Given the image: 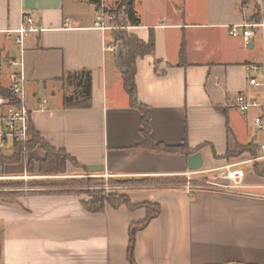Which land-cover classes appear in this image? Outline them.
Segmentation results:
<instances>
[{"label":"crops","instance_id":"0c3cea01","mask_svg":"<svg viewBox=\"0 0 264 264\" xmlns=\"http://www.w3.org/2000/svg\"><path fill=\"white\" fill-rule=\"evenodd\" d=\"M99 1L98 6L94 0H0L1 88L7 90L16 70L9 63L21 61L30 124L49 146L77 162L72 173L100 166L97 174L136 184L122 193L131 203L159 208L136 234V264H264V178L254 165L259 162L248 163L249 153L225 157L264 141L254 126L262 110L241 114L233 104L239 95L264 104V90L248 85L252 74L246 70L263 61L264 42L259 34L245 46L229 35L233 25L261 21L264 0H250L246 13L240 10L242 0L132 1L140 23L125 30L143 43L151 33L154 38L153 53L135 60L134 73L153 143L186 147L188 156L200 153V171L242 163L241 189L189 193L178 182L190 171L187 155L139 149L141 113L124 91L112 30L94 27L98 11L116 9L121 0ZM23 15L34 19L38 31L19 45L14 32ZM108 25L113 26L104 21ZM83 70L91 77L90 106L63 107L61 77ZM13 147L0 154L12 157ZM45 157L40 146L23 152L17 165L0 166V181L39 178L36 162ZM28 161L35 163L31 176ZM66 165L60 161V172ZM198 178L218 182L219 173ZM25 186L31 191L0 188L5 190L0 193V264H129V227L144 221L145 209L106 207L92 214L73 191L37 182Z\"/></svg>","mask_w":264,"mask_h":264},{"label":"trees","instance_id":"16d2710c","mask_svg":"<svg viewBox=\"0 0 264 264\" xmlns=\"http://www.w3.org/2000/svg\"><path fill=\"white\" fill-rule=\"evenodd\" d=\"M131 1V3H130ZM133 0H121L120 4L116 7V9L109 10L108 12H103L111 15L112 20L111 23L115 27L112 29L111 36L113 39V44L116 47L117 44L121 46L120 53V61H122L123 67L125 69V74H123V88L124 91L127 92L129 97V102L132 107H136L141 113V122H142V137H144L142 145L139 147L140 150L144 149L151 152H163L168 155L173 154H185L189 155V151H187L186 147H173L166 148L162 145H155L149 136L150 133V122H149V114L145 106L139 105L137 101V91H135V60L144 55H151L154 50V38L151 33L149 36V40L147 43H143L140 40L138 41L135 37L128 34L125 27L127 25L130 26H138L140 21L138 20L136 14L132 8ZM94 2L99 6L100 1L94 0ZM250 0H242L241 6L248 4ZM126 16L125 22H120L119 19L121 16ZM256 23L260 22V20L254 21ZM62 83V88L66 95L63 99V107L65 108H88L90 106L91 101V77L88 71H78V72H67L64 73L60 79ZM0 95H4L9 97V92L6 89L1 88L0 86ZM29 141L25 144H15L13 147V155L10 158L2 156L0 154V166H4L7 164H18L21 159V154L23 152H28L34 150L35 147L40 146L44 151L46 157L42 161H38L40 174L50 176L51 174L60 173L59 165L60 161L64 160L68 161L72 166L78 167L77 162L70 157L69 155L64 154L62 151H57L51 146H49L42 138L39 136L38 132L33 128L31 124H29ZM234 153H227L225 155L226 158H234L243 153L251 154V157H256L258 155L257 147L249 144L246 147H237ZM34 161H31L27 165L26 171L30 174L33 172ZM255 172L264 178V166L263 162H259L254 164ZM85 172L90 174L85 167H83ZM91 182L93 179H89ZM99 181L102 182L101 179ZM117 184L119 181H115ZM178 182H184L178 181ZM89 201L83 202V207L86 211L92 214H97L98 212H103L106 207L111 209L118 208L120 206H124L127 209L135 210V209H145L146 218L143 222L138 224H133L129 227V236H128V251H127V261L129 264H136L134 260V248H135V237L136 234L143 230L144 227L154 218H156L159 214V208L156 205L150 203L144 204H133L130 199H128L125 195H119L116 193L110 194L104 191H97L88 194Z\"/></svg>","mask_w":264,"mask_h":264},{"label":"built area","instance_id":"2783aa9c","mask_svg":"<svg viewBox=\"0 0 264 264\" xmlns=\"http://www.w3.org/2000/svg\"><path fill=\"white\" fill-rule=\"evenodd\" d=\"M248 4L240 6V10L246 13L248 9ZM98 17L94 24V27L100 31H105L108 29H114L112 25L104 26V21H111L112 17L109 14L104 13L101 9L98 11ZM22 25L20 28L16 29L14 33L19 36L17 38V43L22 45L23 39L31 34V32H37L38 29L35 27V22L32 17L22 16ZM260 34L264 42V17L260 22H246L242 25H233L230 28L229 35L235 38H239L245 46L251 43V41ZM116 47H112L115 50ZM10 67L16 69L10 76V84L7 88L9 92V97L0 95V151H4L9 146L15 144H25L29 141V124H30V111L25 105V85L26 79L23 75V67L21 61H11L9 63ZM246 70L252 75L248 79V85L252 88H260L264 90V54L263 61L261 63L253 62L249 64ZM0 67V75H1ZM257 74H261V79L258 80ZM235 109L241 113L246 114L249 110L253 108L261 109L262 113L254 117L255 129L260 133L264 134V104L258 103L256 100H247L243 95L236 97L234 101ZM258 155L256 157H251L250 162H263L264 163V141L257 146ZM242 163L227 164L219 169L214 170H204V171H189L183 174L184 183L181 188L186 193H189L195 189H225V190H235L241 189L243 187L244 172L242 169L238 168ZM218 172L219 181H209L207 179H201L198 177ZM87 178L97 179L101 178L104 180L109 179V176L104 174H87ZM106 193L112 192H127L126 188L120 186H104ZM129 190V189H128ZM2 191V190H1ZM5 192V190H3Z\"/></svg>","mask_w":264,"mask_h":264},{"label":"rangeland","instance_id":"374dc122","mask_svg":"<svg viewBox=\"0 0 264 264\" xmlns=\"http://www.w3.org/2000/svg\"><path fill=\"white\" fill-rule=\"evenodd\" d=\"M29 163L30 161L27 162V165ZM68 167L69 169L67 170ZM70 167H72V165L68 162V165H66V169H65L66 171L60 172L58 174H51L50 176L42 175L40 174V171H39V174L37 175L39 178H35V180L26 178L25 180H23L24 182H20V184L22 183V185L18 183H14L15 181H6V180L0 181V188H4L5 186L10 187V188H19L22 186V190L27 192L31 190L27 189L28 187H26L25 185L31 186L33 185V183L37 182V183L44 184V186H46L47 184L60 186L64 188V190L73 191L77 195L83 196L84 200L89 201L88 194L92 192H97L99 190L104 191V189L101 190V188L104 186H108V187L120 186V187L126 188V190L128 191V189H131L133 185H136V184L129 183V181H125V180L122 181L118 179L104 180L101 178H97V179H93V181L95 182H91L89 181V178L86 177V175L88 174L87 172L82 171L81 173L74 174L72 173L73 171L71 170ZM28 176H31V174H29ZM99 179H101L102 182L99 181ZM115 181H119V182L115 184L116 183ZM160 183L161 181H158L152 184L158 185ZM17 185H20V186L16 187ZM0 193H3V191L0 190ZM113 193L123 195L122 193L116 192V191L110 194H113Z\"/></svg>","mask_w":264,"mask_h":264},{"label":"water","instance_id":"95a60500","mask_svg":"<svg viewBox=\"0 0 264 264\" xmlns=\"http://www.w3.org/2000/svg\"><path fill=\"white\" fill-rule=\"evenodd\" d=\"M115 61L118 69L120 70V73L123 75L125 74V69L123 68L122 61H120V52H121V46L119 44L116 45L115 49ZM202 159L200 153H195L190 156H188L187 159V167L190 171H199L202 168ZM86 169L91 174H97L101 172L100 166H86Z\"/></svg>","mask_w":264,"mask_h":264}]
</instances>
